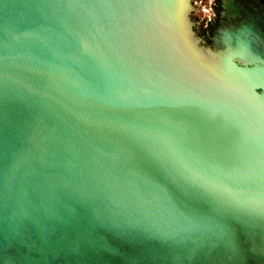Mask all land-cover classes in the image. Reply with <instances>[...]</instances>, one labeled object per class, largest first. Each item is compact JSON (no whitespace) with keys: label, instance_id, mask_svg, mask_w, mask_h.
Here are the masks:
<instances>
[{"label":"water","instance_id":"obj_1","mask_svg":"<svg viewBox=\"0 0 264 264\" xmlns=\"http://www.w3.org/2000/svg\"><path fill=\"white\" fill-rule=\"evenodd\" d=\"M189 1L0 0V264H264V67Z\"/></svg>","mask_w":264,"mask_h":264},{"label":"flooded vegetation","instance_id":"obj_2","mask_svg":"<svg viewBox=\"0 0 264 264\" xmlns=\"http://www.w3.org/2000/svg\"><path fill=\"white\" fill-rule=\"evenodd\" d=\"M208 54L240 67H264V0H221Z\"/></svg>","mask_w":264,"mask_h":264},{"label":"rangeland","instance_id":"obj_3","mask_svg":"<svg viewBox=\"0 0 264 264\" xmlns=\"http://www.w3.org/2000/svg\"><path fill=\"white\" fill-rule=\"evenodd\" d=\"M187 20L192 33L205 52L212 46L211 35L220 10L221 0H190Z\"/></svg>","mask_w":264,"mask_h":264},{"label":"bare ground","instance_id":"obj_4","mask_svg":"<svg viewBox=\"0 0 264 264\" xmlns=\"http://www.w3.org/2000/svg\"><path fill=\"white\" fill-rule=\"evenodd\" d=\"M185 38L182 41V44L185 46H189L192 48L193 52L196 56H199L200 59L206 64L207 66L214 64L218 61L221 55L217 53V55H214L212 53H206L204 48L200 47L198 40L194 37L192 33V25L189 24L186 27V33Z\"/></svg>","mask_w":264,"mask_h":264}]
</instances>
